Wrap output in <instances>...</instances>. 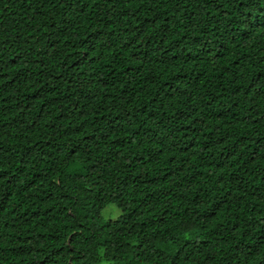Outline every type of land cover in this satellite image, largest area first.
I'll use <instances>...</instances> for the list:
<instances>
[{
  "label": "trees",
  "instance_id": "trees-1",
  "mask_svg": "<svg viewBox=\"0 0 264 264\" xmlns=\"http://www.w3.org/2000/svg\"><path fill=\"white\" fill-rule=\"evenodd\" d=\"M103 263L264 264V0H0V264Z\"/></svg>",
  "mask_w": 264,
  "mask_h": 264
},
{
  "label": "rangeland",
  "instance_id": "rangeland-1",
  "mask_svg": "<svg viewBox=\"0 0 264 264\" xmlns=\"http://www.w3.org/2000/svg\"><path fill=\"white\" fill-rule=\"evenodd\" d=\"M120 213V209L115 204H111L104 209L102 216L105 220H116L120 216Z\"/></svg>",
  "mask_w": 264,
  "mask_h": 264
}]
</instances>
